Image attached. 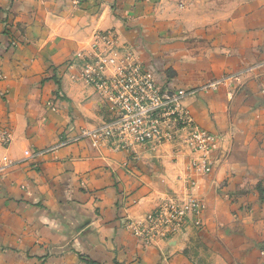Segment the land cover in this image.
<instances>
[{
	"label": "crops",
	"instance_id": "obj_1",
	"mask_svg": "<svg viewBox=\"0 0 264 264\" xmlns=\"http://www.w3.org/2000/svg\"><path fill=\"white\" fill-rule=\"evenodd\" d=\"M97 33L170 88L238 76L235 93L185 100L219 136L209 173L173 145L76 138L109 116L72 65ZM2 156L0 264H264V0H0ZM188 195L205 205L200 228L141 244L126 227Z\"/></svg>",
	"mask_w": 264,
	"mask_h": 264
},
{
	"label": "built area",
	"instance_id": "obj_2",
	"mask_svg": "<svg viewBox=\"0 0 264 264\" xmlns=\"http://www.w3.org/2000/svg\"><path fill=\"white\" fill-rule=\"evenodd\" d=\"M72 65L78 68L77 77L94 90L109 113L100 126L80 129L77 139H89L95 148L105 146L132 154L155 152L163 144H178L181 140L188 154V171L210 172L219 136L195 124L181 104L183 93L162 85L152 72L134 59L129 47L97 33L90 51L77 53ZM219 83L202 88L215 87ZM9 142L10 135L3 130L1 145L7 147ZM7 163V157L2 156L0 169ZM184 201L181 206L172 201L164 214L160 208L149 212L145 225L130 221L126 227L135 236L152 241L153 236L160 238V231L164 236L178 232L188 215L194 217L193 223L199 226L203 202L192 196ZM149 231H153V235Z\"/></svg>",
	"mask_w": 264,
	"mask_h": 264
},
{
	"label": "rangeland",
	"instance_id": "obj_3",
	"mask_svg": "<svg viewBox=\"0 0 264 264\" xmlns=\"http://www.w3.org/2000/svg\"><path fill=\"white\" fill-rule=\"evenodd\" d=\"M131 47V46H130ZM131 50H132V54H133V56H134V59L136 60V61H138V62H140L141 63V61H140V58L138 57V54H137V52H136V50L132 47L131 48ZM144 68L147 70V71H149V72H152V71H150V70H148L145 66H144ZM223 79V80H222ZM158 80V79H157ZM221 80H222V82H221ZM240 79H238V76H236L235 74H231V73H227V74H224V75H222V76H220V77H215V78H212V79H210V80H208V81H206V82H204V83H200L199 85H197L196 87H194L193 89L192 88H184V87H177V88H170V87H168V86H166V84L165 83H163V82H161V81H159L162 85H164L166 88H168V89H170V90H174V91H177V92H180V93H183V96H182V98H181V104H182V106L184 107V108H186L187 109V106L185 105V100L187 99V97H195V96H197V93H199V92H202L203 91V93H205L206 95L207 94H211V93H215V92H217V91H219L220 90V88L221 87H227V88H230V87H232L233 89H234V93H235V90H236V86H238V84L237 85H235L234 83H239L240 81H239ZM218 81H220V83L219 84H217L215 87H209V88H202V86H204V85H207V84H213L214 82H218ZM231 95H232V93H231ZM99 97V96H98ZM99 100H101L100 99V97H99ZM102 104H103V102H102ZM188 110V109H187ZM188 112H189V110H188ZM189 114H190V112H189ZM192 117V116H191ZM195 123V122H194ZM196 124V123H195ZM199 126V125H198ZM163 145H168V144H163ZM162 145V146H163ZM169 145H173V146H175V147H177L176 149H177V152H179V151H181V150H183V151H185L186 152V155H187V150L185 149V147H184V144L182 143V141L181 140H178V144L177 143H174V144H169ZM218 148V145H217V147H216V149ZM215 149V150H216ZM159 150V149H158ZM148 152V151H147ZM155 152H157V151H155ZM154 153V152H153ZM188 156V155H187ZM190 184H193V181L191 180L190 181ZM188 196H191V195H188ZM193 197V196H192ZM194 198H196V197H194ZM196 199H198V198H196ZM175 202V200L173 199V198H169V197H165V199H163V202H161V203H159L158 205H156V207H154L152 210H150V212H154L156 209H161L160 210V212H162V214H164V212H165V209L168 207V204H170L171 202ZM175 203H177V204H179L178 206H181L182 204H184L185 203V201H181V202H175ZM204 207H203V209H202V212H201V214H200V225L199 226H195V224L193 223V220H195V218L194 217H192L191 215H188L186 218H185V220H184V223H183V226L180 228V230L178 231V232H176L175 234H173V235H167V233H166V235L164 236V234L165 233H163L162 231H160V233H161V236H160V238L159 239H157V237H152V241H145V240H143V238H141V237H137V236H135L136 234L134 233V232H132V230H130L129 229V227H127L129 230H130V232H131V234L132 235H134L140 242H141V244H154V243H157L158 241H163V242H167L168 240H170L171 238H173L175 235H180V234H182L183 232H186L187 230H191V229H193V230H196L197 228H200L201 226H202V222H203V220H202V216H203V212H204V208H205V205H203ZM149 214V213H148ZM145 220L147 221V215L144 217V220H142L141 222H138V223H140V224H142V225H145ZM132 222H134V221H132ZM154 223H152L151 225H153ZM147 226H149V224H147L146 225V227ZM152 232L153 231H149L148 233L150 234V235H153L152 234ZM155 233L156 234H159L158 233V231H156L155 230ZM150 235H149V237H150ZM260 254L262 255V256H264V249H262L261 251H260Z\"/></svg>",
	"mask_w": 264,
	"mask_h": 264
}]
</instances>
